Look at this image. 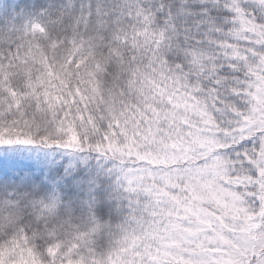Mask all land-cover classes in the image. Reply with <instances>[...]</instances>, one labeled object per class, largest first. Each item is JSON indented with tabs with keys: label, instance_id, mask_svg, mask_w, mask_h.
I'll use <instances>...</instances> for the list:
<instances>
[{
	"label": "snow or ice",
	"instance_id": "snow-or-ice-1",
	"mask_svg": "<svg viewBox=\"0 0 264 264\" xmlns=\"http://www.w3.org/2000/svg\"><path fill=\"white\" fill-rule=\"evenodd\" d=\"M0 264H264V0H0Z\"/></svg>",
	"mask_w": 264,
	"mask_h": 264
}]
</instances>
